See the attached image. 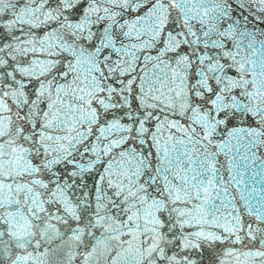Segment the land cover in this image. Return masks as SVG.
<instances>
[{"label": "snow or ice", "instance_id": "snow-or-ice-1", "mask_svg": "<svg viewBox=\"0 0 264 264\" xmlns=\"http://www.w3.org/2000/svg\"><path fill=\"white\" fill-rule=\"evenodd\" d=\"M0 264H264V0H0Z\"/></svg>", "mask_w": 264, "mask_h": 264}]
</instances>
